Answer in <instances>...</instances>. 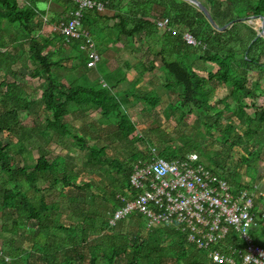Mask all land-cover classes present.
<instances>
[{
    "label": "trees",
    "instance_id": "trees-1",
    "mask_svg": "<svg viewBox=\"0 0 264 264\" xmlns=\"http://www.w3.org/2000/svg\"><path fill=\"white\" fill-rule=\"evenodd\" d=\"M53 1L62 11L56 23L59 27L54 29L52 38H45L35 36V0L31 4L21 0H0V34L6 20L28 39L26 51L33 63L32 68L27 66L28 78L44 80L40 86L43 90L42 98H39L41 106L37 107H32L38 99L30 98L33 89L28 85L9 82L6 77L0 81V181L3 183L0 214L3 220L10 222L9 226L4 225L0 234L12 237L11 243L5 245L4 253L0 251V264H182L183 260L186 261L184 264H204L210 260L208 250L189 243L175 226L151 229L148 216L137 210L113 223L117 211L127 202L136 201L140 194L131 187L134 166L149 161V152L156 147L152 138L155 122H147L146 129H139L126 107L139 103L149 111L156 109L162 98L156 91L145 93L136 88L146 72L158 70L155 60L151 67L142 62L140 68L136 65L139 78L129 81V89L115 92L114 88L128 78L126 71L121 72L120 68L105 72L108 61L103 56L105 44L114 40L115 44L132 46L136 36L146 37L149 47L142 45L139 51L153 53L156 48V56L162 63L159 69L165 74L164 87L176 95L171 109L183 110L182 120L195 113L197 125L204 124L207 128V137L214 136L213 130L219 133L224 153H216L211 167L202 157L200 162L214 175L228 181L234 190L248 189L257 195L258 189L249 180L256 182L258 164L263 157L260 149L264 150V37L255 40L259 33L256 25L241 19L262 18L264 0H200L219 27L233 22L224 31H217L196 6L184 0H93L102 2L105 11L82 9L81 24L95 42L100 57L94 67L89 66L90 49L85 46V40H68L60 29L61 24H68L74 18L80 5L71 0ZM164 19H168L169 24L161 31L157 22ZM187 33L200 42V46H190L184 39ZM0 44L4 45L3 42ZM65 45L71 49L68 58L63 57ZM59 54L61 59L57 60ZM4 55L0 50V58ZM67 59L76 60L73 70L79 76L73 80L66 75L68 84H65L53 70L68 68L63 64ZM202 63L209 65L207 77L200 73ZM220 87L227 93L215 105L211 100ZM36 109H43L44 122L33 121L32 127L26 128L22 112L33 113ZM92 114H99L96 121L92 120ZM237 121L239 125H236ZM89 126L96 132H90ZM70 127L74 131L81 130L84 136H89L90 132L92 138H96L97 133V139H101L103 131H114L112 138L130 151L129 157L110 156L105 147L99 144L88 147L85 137H75L80 150H88L82 173L89 169H105L109 176L108 187L98 184L95 171H91L88 182L77 183L81 170L75 171L64 153L67 150L73 152L65 140L71 135ZM51 132L54 135L50 140L59 143L62 154L49 156L52 152L42 145L38 147L39 157L33 160L35 163L30 168L24 155L29 152L25 148L26 141L39 135V139L43 137L48 143ZM140 142L152 146L148 153L138 150ZM237 147L244 152L237 165H247L250 171L246 173L244 184L237 166L234 171L226 166ZM159 152L171 161L197 150L174 148L167 151L161 146ZM58 159L62 163L60 172L57 169L55 175L52 171H55L53 168ZM48 173L50 178L46 177ZM41 184L49 185V189L61 188V192L67 188L88 191L87 195H82L84 203L79 211L69 213L73 217H69L70 223L60 216L65 213L53 217L61 205L48 202L44 194L46 188ZM92 187L100 193L89 191ZM73 197L66 196L72 202ZM259 203L260 200L255 198L256 209H259ZM22 229L26 231L24 236L20 233ZM17 237H20L19 245H16ZM210 263L214 264L211 260Z\"/></svg>",
    "mask_w": 264,
    "mask_h": 264
},
{
    "label": "built area",
    "instance_id": "built-area-1",
    "mask_svg": "<svg viewBox=\"0 0 264 264\" xmlns=\"http://www.w3.org/2000/svg\"><path fill=\"white\" fill-rule=\"evenodd\" d=\"M71 1L79 4L80 10L60 29L68 40H85L90 49L89 66L94 67L100 57L95 42L82 28V9L103 12L105 5L93 0ZM252 23L262 26L263 21L254 18ZM168 24V19L157 22L161 31ZM184 39L190 46L201 44L189 33ZM200 159L197 153H189L170 161L152 147L149 161L136 164L131 175V187L139 196L117 211L113 223L137 210L148 216L151 229L175 226L189 243L208 250L214 264H264V245L251 234L264 219V212L256 209V196L248 189L234 190Z\"/></svg>",
    "mask_w": 264,
    "mask_h": 264
},
{
    "label": "rangeland",
    "instance_id": "rangeland-1",
    "mask_svg": "<svg viewBox=\"0 0 264 264\" xmlns=\"http://www.w3.org/2000/svg\"><path fill=\"white\" fill-rule=\"evenodd\" d=\"M247 21L250 24L252 23L251 19H247ZM112 24H113V22H111V25ZM238 28L240 29V27H238ZM114 36H115V34L113 35V37ZM126 43H127V41H126ZM132 43H133L132 46H130L128 44H127L128 46L127 45L123 46L122 44L116 45L115 43L110 42V46L109 47L107 46V50H105L106 55H108V57H107L108 64H110V66L113 69L117 67V68L122 69V70H120L121 72H123V70L126 71L127 78H128V81L121 83L118 88H114V89H116V90L117 89H119V90L129 89L131 86L130 84H128L129 81H134L135 79L139 78V76H140V72L136 69L137 67L140 68V66H141L140 63L142 62V63L146 64L148 67H151L152 61L155 60L156 64L158 65V70L146 72L137 86H139V88L141 87L140 89L145 93H147L149 91H156V93L161 96L162 103L156 109H152L149 111L145 110L143 108L144 106L141 107L140 104L138 103V104H136V106L132 107L131 109L126 108V112L134 120L135 124L137 125V127L139 129H146L147 128V122H150V121L155 122V124L153 126L154 127V133H153L152 138L156 142L155 145L158 148V150H159V148H161V146H164L167 149V151H172V150H174V148H178L180 150L181 149H184V150L196 149L197 152H193V153H197L200 157H202V160L206 165H208L210 167L213 166V159L215 158L214 156L216 155V153L217 152L224 153V149L221 146V143L219 142V138H218L219 133H217L216 131L213 130L212 133L214 136L212 138L210 136L207 137V128L204 124L200 125V127L197 125L198 116L195 113L189 117L185 116L184 120H182L181 117H182L184 111L183 110L182 111L177 110V109H171V104L176 100V95L170 91L168 92L167 89L164 87L165 74L163 71H161L159 69V67L162 65V63H161L160 57L156 56V52H157L156 48H155V51L153 53L150 52V53L145 54L144 52L139 51V49L142 48V45L145 48L149 47V44H148V41L146 40V37L140 38L139 36H136L135 40H133ZM108 49H110V50H108ZM109 51H110V53L108 54ZM24 52L27 54L26 51H24ZM70 60H68V59L65 60L63 62V64L68 65V63L73 62L72 60L71 61ZM12 61H14V59L10 58L9 56H6V55L2 56L0 58V70H5V67H7V64H9V62L11 63ZM125 62H127V64L130 65V67L128 69H126L124 67ZM74 63H76V60ZM136 65H138V66L135 67ZM2 66H4V68ZM208 67L209 66H206L204 63H202V65H200L199 68L200 69L202 68V71L200 72L202 76H205V77L208 76V72L206 71V69L208 70ZM13 69H15V67H13ZM18 71H19V74L17 75V77L14 78V77H11V75H10V77H6V78L8 79L9 82H12L14 79L15 81L19 82V84H23L24 82L27 83L29 88L33 89V91L31 90L29 93L32 96L30 98L31 99H38V102H36V104L33 105L32 107L41 106L40 102H39L40 101L39 98H42L41 96H42L43 90L40 87V85L44 80L29 79L28 78V76H29L28 71H27L28 72L27 75L25 74L23 69H20ZM58 71H59L58 75H59V73L61 74L62 78H60V79L62 80V82L65 84H68V82H67L68 79L66 78L65 75L69 74V69L68 68H60ZM120 71H119V74H120ZM20 73L24 74V76L22 78L20 76ZM25 75L27 76L26 78H24ZM78 76H79V73L77 71L70 72V77H72L73 80H76L78 78ZM256 77H257V74L254 75V78H256ZM3 80H5V77L0 78V81H3ZM151 80L153 81L154 85L148 83V81H151ZM226 93L227 92L225 91V89L223 87H220L214 93L212 100H211V103H213L215 105L219 104L221 99L226 95ZM249 113H251V110L249 111ZM22 115H23V121H24L25 125L27 126L26 128L32 127L33 121L44 122V120H45V113L43 112V109H36L35 112H33V113L22 112ZM98 115L99 114H95V116H93L92 119L96 121V119H97L96 117H98ZM81 124L82 123H80V124L77 123V125H81ZM236 125H239L238 121L236 122ZM25 130L27 131L28 129H25ZM68 130H69L68 132L71 135L66 136V138H65L66 145L69 149H72L73 152L70 153V151L67 150V151H64V153H65V157L70 162V166H72L73 169L77 172H79L81 170V175L78 177L77 183H79L81 185V184H83V182H86V181L88 182L89 179H91L90 173L95 171L96 174L94 175V178L97 180L98 184L101 185L100 183H103L107 186L109 184V180H108L109 176L105 174V169L104 170H102L100 168L95 169V170L89 169V172L84 171L82 173L83 169L86 167L85 166L86 165V161H85L86 157L85 156H86V153H88V150H85L82 152L80 150V148H81L80 145H78L76 140H75V137L78 135L79 137H85V140H87V144H88L87 146L88 147L97 145L99 143H96V139L92 138L91 133H90V132L93 133L96 131L95 130L93 131V128L89 126V131H90L89 136L86 137V136H84V133L81 130L74 131L71 127L68 128ZM21 132H22V130H21ZM28 132H30V131H28ZM53 135L54 134L51 132V134L49 136V142L48 143L45 142V139L43 137H41L39 139V135H36L30 141H26L25 148L29 152L27 154H24V155H26L28 158L27 165L30 168L35 163V161H33V160H36L39 157L40 153H39L38 147H40L42 145H44V147L46 149H48V150H50V152H52L49 156H51L52 154H54V155L62 154L61 149L58 148L59 143H55V141L50 140ZM204 136H206V142L205 143H204ZM7 141L10 142L9 139H7ZM98 141H100V140H98ZM11 143H12V145L16 144V142H11ZM139 145L140 146H138V147H139V149H141L140 151H144L145 153H148L150 147H152L147 143H141V142ZM109 153H112V152H109ZM243 153L244 152L242 151L241 148H239V147L234 148L233 153L231 154V159H229L227 161L226 166L229 167L232 171H234L236 166H237L239 174L242 176L243 175L247 176L246 173L247 172L250 173L247 165H242V164L237 165V162L241 161ZM260 154L264 157V150L263 149H260ZM50 159L52 160V157H50ZM61 163H62L61 159H58V162H56V164H54L53 169H55V171H52L53 174L56 175V172H57L56 170L59 169ZM71 163H73V164L71 165ZM56 167H58V168H56ZM59 172H60V169L58 170V173ZM46 177L50 178L51 177L50 173H48ZM2 185H3V183L0 181V203L3 201L2 194H1L2 189H3ZM41 187L46 188L44 190V194L47 197V200L49 203H58L61 205L59 207L58 211H54L53 217L59 216L58 214H60V213H65V215L60 214V216H62V218H65L67 223H70L69 217L73 218L72 215L71 216L69 215V213L71 214V212L74 210L79 211L81 205L84 203V198L82 195L84 193L86 195L88 194L87 190L82 191V190H78V189H74V188H67L61 192V188H50L49 189L48 188L49 185L45 186L44 184H41ZM106 189H108V188H105V190ZM89 191H91L95 194L100 193L96 188H93V187ZM76 193H77V195H76ZM31 194H33V191H31ZM66 196H69V197L75 196V197H73V198H75V200L73 202L69 201L70 199L67 200ZM57 218H60V217H56L55 219H57ZM9 223L10 222L7 221L6 219L3 220V218H1V214H0V230L4 227V225L9 226ZM126 226H128V225H126ZM20 233H21V235L24 236L26 231L24 229H22ZM255 234L259 235V240H264V228L261 227L260 230H257L255 232ZM11 239H12L11 236H7V235L3 236L2 234H0V251L1 252L4 253L5 249H7L6 248L7 244L11 243ZM17 239L18 240L16 241V245H19L20 244L19 243L20 237H17ZM50 242H52V239H50ZM168 243H173V241L168 242ZM199 256H202L199 258H204L203 255H199ZM185 262H186L185 260L181 261L182 264H184Z\"/></svg>",
    "mask_w": 264,
    "mask_h": 264
},
{
    "label": "crops",
    "instance_id": "crops-1",
    "mask_svg": "<svg viewBox=\"0 0 264 264\" xmlns=\"http://www.w3.org/2000/svg\"><path fill=\"white\" fill-rule=\"evenodd\" d=\"M21 2H24V3H27V4H31L32 0H21ZM35 5H36L35 7L37 9V17H36V19H37L36 20L37 29H36L35 36L36 37H45V38H50L51 37L52 38L54 36L53 32H55L54 29L59 27V25L57 26L56 23L59 21L58 15L62 12L60 6L57 5L53 0H35ZM106 13H108V10L106 11ZM110 14H111V12H109L108 15H110ZM2 27H3V31L0 34V43L3 42L4 45L0 44V50L3 53H5L6 56L10 55L9 57L13 58L14 61H12L11 63L9 62V64H7V67H5V70H0V78L1 77H10V75H11V77L15 78L19 74L18 70H20V69H23L25 74L27 75V73H28L27 72L28 71L27 66H29L31 68L33 66V63H30V61H29V55H27L24 52V51L27 50V48L29 46V44L27 42L28 39L25 36H23V35L21 36L18 33V29L17 28H14L13 26H9L7 24V22H6V20L3 21ZM256 27L259 30L260 26L256 25ZM111 41H112L111 43H115L114 40H111ZM120 44H122V43H120ZM120 44H116V45H120ZM107 46L109 47L110 43L108 45L105 44V48H106L105 50H107ZM22 48H25V50H23ZM54 49L57 50V48H54ZM65 49H66L65 50L66 53L63 55V57L64 58H68V56L71 53V49H69L68 46H66V45H65ZM108 50H110V49H108ZM105 52L106 51H104L103 56L105 57L106 60H108L107 59L108 55H106ZM109 53H110V51L108 52V54ZM57 58H58L57 60H60L61 59V55L57 56ZM72 61L73 62L68 63V69H69L68 76H70V72L74 71L73 70L74 60L72 59ZM206 66H209V65L206 64ZM2 67L4 68V66H2ZM13 67H15V69H13ZM63 67H66V66L63 65ZM106 67H107V69L105 70L106 73H111V72H113L114 70L117 69V67L113 69L110 66V64H108V61L106 63ZM124 67L126 69L129 68L127 62L124 63ZM58 70H59V67L54 68L53 71L58 74V72H59ZM13 73H15V74H13ZM26 75H25L24 78L27 77ZM20 76L22 78L24 76V74L20 73ZM59 76H61L60 73H59ZM36 79H39V78H36ZM12 82H15V83L19 84V82L15 81L14 79H13ZM148 83L154 85L152 80L148 81ZM23 84L27 85V83H25V82ZM136 88H139V86H137ZM118 90L119 89H117V90L114 89L115 92H118ZM149 92H151V91H149ZM149 92H147V93H149ZM130 100L132 102L134 101L132 97L130 98ZM132 107H134L133 104L129 105L126 108H130L131 109ZM92 115L95 116L94 114H92ZM104 128H107V126H104ZM112 133H114V131H112V132L111 131H109V132L105 131V133H104V131L101 132V135H102L101 139H97L98 134L96 133V135H95L96 138H94V139H96V143H99L100 147H105L107 149L108 155H110V156L113 155V156H116V157H127L130 154L129 153L130 151L127 150V149H123L122 146H121V143H118V141H115V139L112 138V136H111ZM7 139L8 138H6V140ZM98 140H100V141H98ZM138 150H139V147H138ZM109 152H112L113 154L109 153ZM263 163H264V157H262V160L259 162V165H258V177H257L256 182L249 181V183H254L255 186L258 187V193L255 196H256V199L260 200V203L257 205V207L262 212H264V164ZM245 180H246V176H244V175L241 176V181H242L243 184H244ZM256 203H257V201H256ZM261 227L264 228V219L262 220V223H260V225L257 228L254 229L253 237H254L256 242L264 245V240H259V235L255 234V232L257 230H260ZM208 261L204 262V264H210V260H208Z\"/></svg>",
    "mask_w": 264,
    "mask_h": 264
},
{
    "label": "water",
    "instance_id": "water-1",
    "mask_svg": "<svg viewBox=\"0 0 264 264\" xmlns=\"http://www.w3.org/2000/svg\"><path fill=\"white\" fill-rule=\"evenodd\" d=\"M186 2H189L191 3L192 5L196 6V8L202 12L206 19L208 20V22L217 30V31H224L226 30L228 27H230L233 22L223 26V27H219L218 24L215 22L211 12L209 11V9L200 1V0H184ZM252 19H254V17H251V22H252ZM241 20H244V21H247V18H244V19H241ZM262 21H263V24L262 26H260L259 28V33L256 37L255 40H257L258 38L260 37H264V16L262 17Z\"/></svg>",
    "mask_w": 264,
    "mask_h": 264
},
{
    "label": "clouds",
    "instance_id": "clouds-1",
    "mask_svg": "<svg viewBox=\"0 0 264 264\" xmlns=\"http://www.w3.org/2000/svg\"><path fill=\"white\" fill-rule=\"evenodd\" d=\"M252 21H253V19H252ZM251 24H253V23H251ZM260 28V27H259Z\"/></svg>",
    "mask_w": 264,
    "mask_h": 264
}]
</instances>
